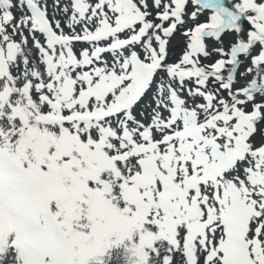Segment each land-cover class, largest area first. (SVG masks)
I'll use <instances>...</instances> for the list:
<instances>
[{
    "label": "snow or ice",
    "instance_id": "obj_1",
    "mask_svg": "<svg viewBox=\"0 0 264 264\" xmlns=\"http://www.w3.org/2000/svg\"><path fill=\"white\" fill-rule=\"evenodd\" d=\"M0 264H264V0H0Z\"/></svg>",
    "mask_w": 264,
    "mask_h": 264
},
{
    "label": "rangeland",
    "instance_id": "obj_2",
    "mask_svg": "<svg viewBox=\"0 0 264 264\" xmlns=\"http://www.w3.org/2000/svg\"><path fill=\"white\" fill-rule=\"evenodd\" d=\"M229 2H231V0H229Z\"/></svg>",
    "mask_w": 264,
    "mask_h": 264
}]
</instances>
